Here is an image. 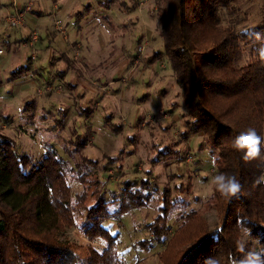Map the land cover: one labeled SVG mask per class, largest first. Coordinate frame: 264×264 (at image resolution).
Wrapping results in <instances>:
<instances>
[{
    "label": "rangeland",
    "instance_id": "obj_1",
    "mask_svg": "<svg viewBox=\"0 0 264 264\" xmlns=\"http://www.w3.org/2000/svg\"><path fill=\"white\" fill-rule=\"evenodd\" d=\"M0 1L6 6L0 5V14L14 29L11 41L0 40V47L9 43L3 50L12 59L0 70V132L15 139L18 153L39 157L55 145L72 165L78 163L75 172L90 171L88 191L95 188L93 175H100L108 198L120 196L122 180L129 177L140 183L145 177L138 187L148 192L142 196L148 204L120 218H108L105 225L117 232L112 241L117 240L124 263L172 264L188 236L187 232L175 233L184 213L197 210L198 223L208 228L220 223L212 193L219 189L215 177L221 174L215 163L217 150L209 146L203 133L185 141L181 138L186 108L167 58L155 63L148 60L162 48L156 0ZM28 4H32L29 10ZM233 5L232 11L224 5L218 7L220 24L239 30L264 24V0H235ZM15 7L27 10L24 24L29 18L33 27L6 22L5 14ZM38 7L47 10L43 13L42 9L40 21L27 18L28 13L37 15ZM4 29L1 22L0 34ZM34 30H38V41L30 47ZM242 46L238 65L252 55L250 43L243 41ZM24 63L30 65L24 76L17 82L8 81V70ZM32 100L34 110L26 111L31 115H22L20 109ZM88 108L93 112L88 113ZM77 132L89 136L85 145L79 146ZM164 148L178 150V154L152 161ZM69 181L73 190L81 188L72 178ZM162 189L167 198L164 204L177 197L181 200L170 208L168 245L154 241L151 248H145L143 242L148 244L150 238L145 222L158 213ZM94 200L89 196L86 204ZM83 214L76 215L78 222L84 221ZM193 223L192 227L197 224ZM60 238L74 242L83 263L92 247L102 251L107 246L105 238H90L76 226L67 227Z\"/></svg>",
    "mask_w": 264,
    "mask_h": 264
},
{
    "label": "trees",
    "instance_id": "obj_2",
    "mask_svg": "<svg viewBox=\"0 0 264 264\" xmlns=\"http://www.w3.org/2000/svg\"><path fill=\"white\" fill-rule=\"evenodd\" d=\"M234 1L156 0L162 48L148 60L155 63L167 58L181 89L187 115L181 138L185 141L203 133L209 146L217 150V172L240 184L235 195H224L218 188L212 193L213 205L220 211V223L214 227L198 223L195 209L182 215L175 233L187 232L188 236L172 264H240L249 253L259 254L264 261V182L256 183L264 175V24L247 30L220 24L218 7L232 11ZM243 41L252 45V55L238 65ZM29 66L10 68L8 81H19ZM34 108L32 100L20 110L29 116L26 111L32 113ZM250 129L262 137L261 157L246 162V150L234 148L233 142ZM77 135L79 146L88 142V135ZM164 149L151 160L178 154V150ZM75 164L53 144L39 157L18 153L15 139L0 132V264H127L119 258L117 240L112 241L117 232L112 233L105 221L148 204L142 198L148 192L138 187L145 177L140 183L129 177L122 180L120 196L108 198L105 180L93 173L95 188L88 191L92 181L87 176L92 174L75 172L79 167ZM69 178L81 188L73 190ZM89 196L95 200L87 205ZM165 199L166 191L159 196L158 213L145 222L150 234L149 243L143 242L145 248H151L154 241L168 245L170 208L181 199L170 200L172 205L164 204ZM81 211L84 221L78 222L76 215L81 216ZM193 222H197L194 227ZM71 226L82 228L90 238H105L106 248L92 247L87 262H81L74 242L60 238ZM245 233L249 237L244 238Z\"/></svg>",
    "mask_w": 264,
    "mask_h": 264
},
{
    "label": "clouds",
    "instance_id": "obj_3",
    "mask_svg": "<svg viewBox=\"0 0 264 264\" xmlns=\"http://www.w3.org/2000/svg\"><path fill=\"white\" fill-rule=\"evenodd\" d=\"M261 144L262 137L254 129H250L236 137L233 147L238 150H246L243 159L247 162L261 157ZM215 182L224 195H235L240 190V184L234 177L226 178L220 175L215 177ZM261 182H264V175H261L256 181L257 184ZM211 264H215V262L213 261ZM240 264H264V261L261 260L259 254L249 253L248 257L242 260Z\"/></svg>",
    "mask_w": 264,
    "mask_h": 264
},
{
    "label": "crops",
    "instance_id": "obj_4",
    "mask_svg": "<svg viewBox=\"0 0 264 264\" xmlns=\"http://www.w3.org/2000/svg\"><path fill=\"white\" fill-rule=\"evenodd\" d=\"M55 1H59V0H55ZM56 3H58V2H56ZM61 4H62V0H61ZM0 5L3 6V8L6 7L5 3L1 2V1H0ZM54 8H56V6H54ZM37 9H38V14L37 15L36 14L35 15L34 14L31 15L30 13H28L29 15L27 14V18H28V16H31L32 18H35V21H40L39 18L41 17V15L43 13L47 12V10L46 9L44 10V8H42L44 10V12L42 13L43 10L40 7H38ZM2 17L3 16L1 15L0 16V23L3 22L5 29H4L3 33L0 34V40H3V41L5 40V41L9 42V41L12 40V36L11 35L14 34V31H13L14 29L13 28L10 29L9 26L4 22V19ZM25 24L27 26L31 25L30 27H32V25H33V24H31L29 18L26 19ZM24 28H25V26H24ZM21 62H22V59H21ZM21 62H19V63H21ZM11 63H12V59L9 56L8 53L6 54V51L3 54H0V70H3L5 67L9 66ZM0 90H1V88H0Z\"/></svg>",
    "mask_w": 264,
    "mask_h": 264
},
{
    "label": "built area",
    "instance_id": "obj_5",
    "mask_svg": "<svg viewBox=\"0 0 264 264\" xmlns=\"http://www.w3.org/2000/svg\"><path fill=\"white\" fill-rule=\"evenodd\" d=\"M32 4H28V6L26 7L27 10H29L31 8ZM26 10V11H27ZM26 11H22L19 9V7H15L14 10H9L4 18L6 20V22L10 25V26H19L21 24H24V17H25V13ZM38 31V30H37ZM36 30H34L30 36V47H33L34 42L37 41L38 39V32ZM4 50L3 48L0 47V53H3Z\"/></svg>",
    "mask_w": 264,
    "mask_h": 264
}]
</instances>
